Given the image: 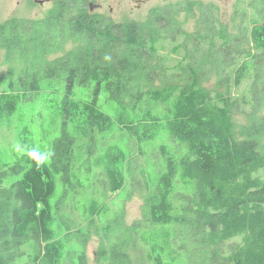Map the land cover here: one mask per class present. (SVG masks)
<instances>
[{"label":"trees","instance_id":"16d2710c","mask_svg":"<svg viewBox=\"0 0 264 264\" xmlns=\"http://www.w3.org/2000/svg\"><path fill=\"white\" fill-rule=\"evenodd\" d=\"M56 5L45 18L0 22V64L3 52L9 64L0 74V126L53 79L64 86L49 111L59 133L41 131L44 149L16 122L25 152L0 168V264H88L90 223L106 239L100 264H264V0H237L236 33L223 30L214 5L197 3V31L183 34L182 46L176 16L191 9L186 3L156 7L145 22ZM103 89L121 106L114 116L99 104ZM147 144L159 156L150 170L141 161ZM81 147L91 153V165L81 158L89 172L94 166L91 187L98 181L107 195L140 183L144 221L122 224V209L97 224L92 216L106 206H84V230L71 202V227L59 203L87 186L75 167Z\"/></svg>","mask_w":264,"mask_h":264},{"label":"rangeland","instance_id":"374dc122","mask_svg":"<svg viewBox=\"0 0 264 264\" xmlns=\"http://www.w3.org/2000/svg\"><path fill=\"white\" fill-rule=\"evenodd\" d=\"M97 1L102 3L104 7L109 6L110 4L114 6V12L112 14L107 13L106 9V13L107 15H110V20L112 22H129L130 20L136 22H145L147 20L149 12L156 7H163L177 3H186L190 6L191 9L187 11L185 9L179 12L176 16V18L180 22L181 28V31L178 32V42L183 41L187 34H191L192 32L197 31L200 13L199 8L197 7V3L202 2L203 4H212L217 9L218 18L223 30L226 32L236 33V22L233 15H235V4L237 0H149L145 4V6L143 4L140 7H135L132 2L127 1L121 2V6L116 5V2H114L113 0ZM56 6V2L52 0H47L43 3H38L35 1L30 2L28 0H0V22H4L12 18L31 20L45 18L51 10L56 8ZM257 9L258 7L256 8V10ZM260 12L262 14L259 15L264 19V9H260ZM183 34H185V36ZM163 39L165 40V38ZM178 42H176V44ZM179 43V46H182L183 42ZM186 44V50L188 51L190 49L191 42L189 41ZM170 46L171 44L168 43L167 47L170 48ZM72 47L73 45L68 43L65 45L63 50L65 51ZM181 54H184V51L181 50ZM3 58L4 52L1 53V75L7 71L9 66V64L4 62ZM175 60L176 59L174 58V61ZM174 61L172 60L171 62ZM214 82L215 78H210L203 82V86L212 87ZM158 84L159 82L155 80L152 85L157 86ZM63 89L64 86L62 78L57 77L52 80V87H43L35 95V99L28 102L30 106L27 105L23 107V109L21 110L22 112L19 111L13 113L12 115H5L1 117L3 122H8V124H10L11 121H13V123L12 125H8L6 123L5 125L0 126V168H2L4 163H12L21 152H25L18 141V132L22 126L20 123H16L18 120L22 124H27L29 126L31 132L26 133V135L28 138H32L35 145L40 149H44L48 143L47 139H42L43 134L41 131L44 130L45 132H47V135L52 138L59 133V130L54 126L53 122H51V113H49V111H53L55 109L57 103L61 99ZM80 89H82L86 94H90L92 91L91 86L81 88L79 85H76V90ZM107 96L108 90L103 89L100 93L99 104L104 108V110L114 116L120 104L118 105L115 101H113V99L108 98ZM234 117L236 118L237 123L240 115L234 112ZM35 128L40 131V134H38V132H32ZM236 133L238 134V130L235 131V134ZM116 138V135H114L112 137V140H116ZM121 139L122 140L120 141L124 144L126 139H124L123 137H121ZM108 140H110V138L105 139L104 142ZM98 144L100 146L101 143L99 140H96V147ZM125 144L127 148L128 141ZM129 144H131V142H129ZM153 146L154 144H147L143 146V148H145L149 152L146 159L141 158V161L146 170L151 169V167L149 166L150 164L159 163L158 153L157 151H155V149L153 152ZM80 151L81 156L76 161L77 164H75V167L77 168V171L80 172L81 181L87 186L81 191H71V193H68L67 197L61 199L59 203L60 210L68 213L72 218L69 220V223H71V227L77 226L76 224H74V221H77L74 217L75 211L69 207L71 202H75L77 204V213L80 218L79 224L84 230H86L88 222L87 216L82 212L84 206H90L91 208L95 207V210L99 209L102 205L106 206V213H103L101 215H98L97 213L93 214L92 217H95V222L97 224L106 222L113 216H118L119 212L121 213L122 209V224L127 226L135 221H144L143 208L145 204L138 189V187H141L140 183L134 182L133 185L126 183L127 188L122 189L119 193H107V195H105L100 182L96 181L97 184L92 187L89 185L93 180L90 177L89 181L87 176L94 170V166L89 172L87 169V165L81 161V158H83L85 161H88V165H91V153L88 152L86 154L83 147L80 148ZM130 153L131 172L134 173L135 169L132 168V165L137 163V159H135L134 157L132 148H130ZM79 165H83L82 168ZM16 177L17 175H10L5 183L9 184ZM87 229L89 231V237L85 244L87 263L100 264L102 259H100L98 253L99 250L102 249V247L105 245L106 239L102 235H100V232H97V228L94 224L90 223Z\"/></svg>","mask_w":264,"mask_h":264},{"label":"flooded vegetation","instance_id":"af4514ba","mask_svg":"<svg viewBox=\"0 0 264 264\" xmlns=\"http://www.w3.org/2000/svg\"><path fill=\"white\" fill-rule=\"evenodd\" d=\"M30 2L35 1L38 3H43L47 0H28ZM54 2H70V3H81L86 9H88L87 11L90 12L91 14L100 17V19H111L110 15H107V13L112 14L114 12V6L113 5H109V6H103L102 3L98 2L97 0H52ZM114 2H116V5L121 6V2L127 1V2H132L133 5L135 7H140L141 5L145 4L149 1V0H113ZM88 6V8H87ZM108 7V8H107ZM106 9H107V13H106ZM128 14V13H127ZM132 21V20H130ZM128 22V21H127Z\"/></svg>","mask_w":264,"mask_h":264}]
</instances>
